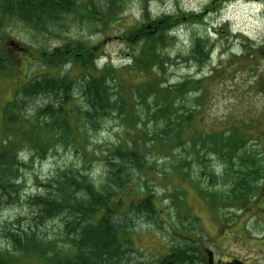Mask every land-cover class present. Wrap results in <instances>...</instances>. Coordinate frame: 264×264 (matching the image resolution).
Segmentation results:
<instances>
[{"label": "rangeland", "instance_id": "1", "mask_svg": "<svg viewBox=\"0 0 264 264\" xmlns=\"http://www.w3.org/2000/svg\"><path fill=\"white\" fill-rule=\"evenodd\" d=\"M213 1L125 0L122 10L115 11L119 15L116 22L106 21L103 14L112 13L114 5L102 0L101 7L109 9L100 10L97 18L87 19L76 12L62 17L58 26L52 20L33 24L0 11V38L19 45L20 50L15 47L14 52L22 54L14 73L0 77V143L6 136L2 130L3 107L15 100L21 85L35 74V68L40 67L38 73L49 70L51 76L78 79L79 69L72 54L62 65L48 67L40 60V52L75 49L81 43L98 47L97 69H109L112 92L124 99L125 106L123 114H113L102 130L93 133L94 141L87 143L91 144V175L100 176L104 155L122 143L147 145V164L152 169L136 171L130 185L135 188L134 195L128 194L129 187L123 196L127 203L151 191L156 197L157 213L154 221L125 214L127 207L116 214L119 223L127 224L123 232L129 233L127 240L121 238L124 257L120 264H181L175 262L173 253L181 248H197L195 241L206 246L204 261L196 264H224L229 258L250 264L251 242L264 236V0H215L212 12L206 15L204 11L211 8ZM148 24L153 26L145 28ZM155 32L158 40L147 45L144 36ZM146 59L151 61L142 70ZM153 82L160 95L165 87L184 83L187 90L173 93L170 103L163 102L152 88ZM140 91L149 93L146 103L139 98ZM78 99L77 89L69 106H80ZM45 101L42 97L32 100L27 119ZM191 113L192 124L188 128L185 125L182 145H177L176 139L162 149L155 144L158 136L165 138L167 123L176 121V132L183 118ZM75 133L71 143L78 144V132ZM213 133L235 138L248 153L244 154L245 161L237 153L222 156L213 150L208 154L200 149L197 154L185 152L192 139L208 134L209 141ZM70 147L58 145L44 157L25 158L29 167L20 173V204L0 206L1 250L8 247L6 234L10 229L35 225L30 199L43 193L44 186L53 182L59 170L82 165L80 154ZM251 156L262 171L258 191L245 204H230L225 201L231 189L224 182V169L230 163L232 173L248 170L253 164V160L248 161ZM63 223L64 218L58 217L40 227L58 241L63 240ZM18 264L44 263L31 256Z\"/></svg>", "mask_w": 264, "mask_h": 264}, {"label": "trees", "instance_id": "2", "mask_svg": "<svg viewBox=\"0 0 264 264\" xmlns=\"http://www.w3.org/2000/svg\"><path fill=\"white\" fill-rule=\"evenodd\" d=\"M106 1L114 5L112 13L103 14L106 15V21L117 22L119 15L115 11L122 10L120 8H123L125 0ZM101 2L102 0L98 3L96 0H90L88 3L80 0H0V11L2 14L10 13L23 20H31L33 24L49 23L52 20L54 25L58 26L62 17L76 12L87 19L97 18L100 10L109 9L101 7ZM148 25L144 27L150 28ZM154 34L156 32L144 36L147 45L150 46L158 40ZM0 39L1 77L14 73L22 54L14 52L16 43L11 45L5 38ZM97 52V46L86 47L81 43H78L75 49L57 48L50 54L40 52V60L48 67L62 65L72 54L73 62L79 69L78 79L72 80L68 75L51 76L48 74L49 70L38 73L40 67H37L35 74L30 75L29 81L21 85L23 88L15 94V100L3 107L2 130L6 136L0 143V206L20 204L23 190L20 173L29 167L25 160L27 156L44 157L58 145L65 148L74 146L83 163L78 167L59 170L53 182L50 181L45 186L44 183H40L45 190L33 196L29 202L34 209L35 225L23 229H10L7 232L8 247L5 250L0 249V264H18L23 258L31 256L39 258L44 264H120L124 257L121 238L127 240L129 233L123 232L127 224L119 223L116 214L127 207L125 214L132 213L135 217H147L154 221L157 207L153 192L150 191L136 200L131 199L127 203L123 196L129 187L128 194L134 195L135 188L130 185L136 171L145 172L152 169L147 164L149 152L146 144L131 141L113 148L101 161L100 176L95 178L91 175L92 162L88 155L91 144L87 143L90 140L94 141L93 133L102 130L104 123L113 114L116 112L123 114L125 107L124 99L112 92L109 69L98 71L95 61ZM150 52V56L153 57V50ZM150 61L151 59H146L145 62L143 60L142 70H146ZM30 70L31 61L27 73ZM151 86L158 92L157 83L153 82ZM186 87L187 83L165 87L161 95L159 94L161 91L158 92V97H161L163 102L170 103L173 93L186 92ZM77 89L80 106L70 107L71 98ZM149 96L148 92L146 94L139 92V98L143 103L148 101ZM39 97L47 101L37 106L34 115L27 119V107L32 100ZM192 114L183 118L176 132H173L176 121L167 123L164 129L165 138L158 136L156 141L159 142L155 144L158 143L162 149L168 146L172 139H176L177 145H182L181 138L185 129L192 124ZM75 131L78 132V144L71 143L76 139ZM199 136L192 139L190 148L185 150L189 155L197 154V149L206 154L213 150L223 154L222 156L241 154L245 161L244 154L248 153L243 152V147L231 135L210 134L211 142L206 139L208 134ZM253 157L248 159L250 162L253 160L248 170L232 173L230 163L225 167L224 182L231 189V193L226 196V202L245 204L249 199L251 201V195L258 191L256 185L262 171L256 166L258 163ZM226 159L230 161L229 158ZM58 217L64 218V223L60 234L63 240L57 241L51 234L43 232L40 226ZM195 242L197 248H181L177 253H173L172 256L177 258L175 262L202 263L205 259L206 246Z\"/></svg>", "mask_w": 264, "mask_h": 264}, {"label": "flooded vegetation", "instance_id": "3", "mask_svg": "<svg viewBox=\"0 0 264 264\" xmlns=\"http://www.w3.org/2000/svg\"><path fill=\"white\" fill-rule=\"evenodd\" d=\"M215 4H216V1L214 0L212 2V4H211V8L208 7V10L204 11V13L207 15L210 12H212V11H210V9H213ZM191 16H192V18L196 17V16H193V15H191ZM152 26L153 25H151L150 27H152ZM12 42H10L11 45L14 44ZM16 47H17L18 50H20L19 45L16 44ZM251 244H252V258H251L250 264H261L260 260L264 261V236L262 238L253 239ZM207 254L210 256L209 258H210V263H211L212 259H211L210 251L207 250ZM224 264H246V263L238 261V260H236L234 258H229V259H226Z\"/></svg>", "mask_w": 264, "mask_h": 264}]
</instances>
